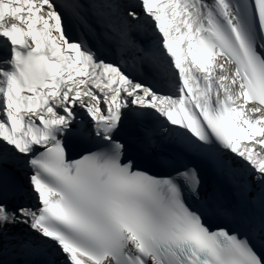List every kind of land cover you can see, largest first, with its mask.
I'll list each match as a JSON object with an SVG mask.
<instances>
[{
    "label": "snow or ice",
    "instance_id": "obj_1",
    "mask_svg": "<svg viewBox=\"0 0 264 264\" xmlns=\"http://www.w3.org/2000/svg\"><path fill=\"white\" fill-rule=\"evenodd\" d=\"M0 38V264H264V0H0Z\"/></svg>",
    "mask_w": 264,
    "mask_h": 264
},
{
    "label": "bare ground",
    "instance_id": "obj_2",
    "mask_svg": "<svg viewBox=\"0 0 264 264\" xmlns=\"http://www.w3.org/2000/svg\"><path fill=\"white\" fill-rule=\"evenodd\" d=\"M0 39H3V38H0ZM89 40L91 42V38H89ZM5 59H10V53L9 52H5V54L0 53V66L7 67V65L4 64Z\"/></svg>",
    "mask_w": 264,
    "mask_h": 264
}]
</instances>
